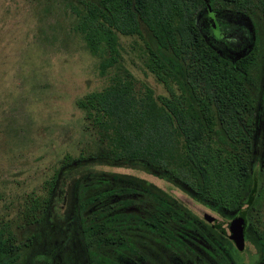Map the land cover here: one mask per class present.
<instances>
[{
  "label": "trees",
  "instance_id": "trees-1",
  "mask_svg": "<svg viewBox=\"0 0 264 264\" xmlns=\"http://www.w3.org/2000/svg\"><path fill=\"white\" fill-rule=\"evenodd\" d=\"M78 5L71 7L73 29L97 58L99 75L107 76L100 89L75 101L83 129L97 146L64 154L46 192L53 194L65 170L88 264L137 263L142 229L167 245L177 227L201 220L154 184L95 166L153 173L186 187L188 196L217 215L244 205L249 211L264 201V135L256 133L264 92L258 86L259 31L253 19L257 14L264 34V0H79ZM218 12L251 23L246 33L251 31L252 45L235 57L224 56L205 36L202 21L211 34L209 17ZM140 23L150 41L144 42L143 67L165 94H154L143 81L136 86L121 65L116 33L140 37ZM258 139L260 159L254 155ZM13 242V233L0 224V261L14 262Z\"/></svg>",
  "mask_w": 264,
  "mask_h": 264
},
{
  "label": "rangeland",
  "instance_id": "rangeland-1",
  "mask_svg": "<svg viewBox=\"0 0 264 264\" xmlns=\"http://www.w3.org/2000/svg\"><path fill=\"white\" fill-rule=\"evenodd\" d=\"M78 3L79 0H0V224L13 233L15 242L31 243L22 258L30 256L40 244L55 248L58 245L52 242L61 243V248L55 250L58 264L88 262L78 216L72 211L73 201L68 202L73 185L66 171L59 172L51 195L46 192L47 182L61 167L64 154L75 156L86 149L96 150L97 145L83 129V113L75 101L107 81V76L98 73L97 58L73 29L76 17L71 7L79 8ZM216 16L222 25L237 22L251 30L246 17L224 12ZM253 19L259 31L258 86L264 92V34L257 14ZM202 22L205 36L210 37L206 21ZM139 28L140 37L116 33L121 65L133 76L136 86L143 81L154 94H165L163 86L143 67L144 42L150 41L146 27L140 23ZM222 31L226 32L223 37L208 38L226 57H235L252 45L251 31L243 35L224 28ZM256 119V133L263 136L264 94ZM261 141L258 139L254 147L257 159L262 156ZM256 166L257 162L253 163V169ZM95 168L140 177L170 194L199 218L205 213L213 215L188 196L186 187L181 190V186L153 173L123 166ZM43 199L51 203L48 208ZM257 208L263 211L264 201ZM245 241L244 250L249 252V241ZM250 257L254 259L255 254Z\"/></svg>",
  "mask_w": 264,
  "mask_h": 264
},
{
  "label": "flooded vegetation",
  "instance_id": "flooded-vegetation-1",
  "mask_svg": "<svg viewBox=\"0 0 264 264\" xmlns=\"http://www.w3.org/2000/svg\"><path fill=\"white\" fill-rule=\"evenodd\" d=\"M216 15L209 17L213 28H210L212 30L211 34L209 33L210 37H207H223L222 34L225 32L222 31L223 28L230 33L237 31L242 35L246 33L245 25L237 22L222 25ZM261 203L243 212L238 226L240 236L237 240L228 232L222 233L212 225H206L202 218L199 224H194L193 221V226L177 227L176 232L173 233V242L167 245L162 244L157 236L150 234L144 228L137 263L130 260L123 264H264V210L257 208ZM239 211L218 216L226 223H230L235 220ZM179 240L182 242L179 243ZM245 240L249 241L251 249L249 252L244 250ZM30 244L14 241L16 258L10 264H58L59 258H55V250L61 248V243L52 242V245H58L55 248L45 246V243L40 244V247L36 248L30 256L22 258L26 247ZM251 254L252 256L255 254L254 259H251ZM0 264H8V259L1 260Z\"/></svg>",
  "mask_w": 264,
  "mask_h": 264
},
{
  "label": "water",
  "instance_id": "water-1",
  "mask_svg": "<svg viewBox=\"0 0 264 264\" xmlns=\"http://www.w3.org/2000/svg\"><path fill=\"white\" fill-rule=\"evenodd\" d=\"M245 207H246V205H244L240 209V211L238 212V215L236 216L235 220L231 221L230 223H226L225 221L221 220L220 218H218L219 216L217 214H215L214 212H212V211L211 212H212V214L215 217H213V215H211L209 213H205L203 215L202 219L208 221V223H210L218 231H220L222 233L228 232L229 234H232L234 239L237 240L238 236H240V230L238 228L239 221L241 219V216L243 215V212L245 211ZM216 216H218V217H216Z\"/></svg>",
  "mask_w": 264,
  "mask_h": 264
}]
</instances>
